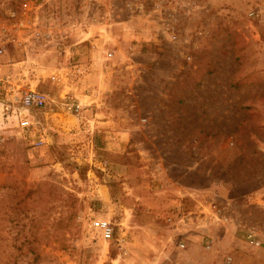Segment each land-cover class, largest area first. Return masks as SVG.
I'll return each mask as SVG.
<instances>
[{
	"label": "rangeland",
	"instance_id": "rangeland-1",
	"mask_svg": "<svg viewBox=\"0 0 264 264\" xmlns=\"http://www.w3.org/2000/svg\"><path fill=\"white\" fill-rule=\"evenodd\" d=\"M25 1L47 35L3 59L0 264H264V0ZM12 84L45 96L30 130Z\"/></svg>",
	"mask_w": 264,
	"mask_h": 264
},
{
	"label": "built area",
	"instance_id": "built-area-1",
	"mask_svg": "<svg viewBox=\"0 0 264 264\" xmlns=\"http://www.w3.org/2000/svg\"><path fill=\"white\" fill-rule=\"evenodd\" d=\"M178 2L187 3L188 5L197 4L199 0H177ZM32 6V7H31ZM171 8L162 7L161 10L166 12L170 19H177L178 13L168 11ZM32 2L25 1L22 4L17 0H0V82L5 80L2 76V68L5 66L4 56L9 48H24L37 40H45L46 33L38 25L37 15L32 14ZM113 57V52L108 53V58ZM9 79V78H8ZM10 88L15 101L19 106L10 105V111L17 118L18 126L22 131L30 130L34 121L32 118L31 108L44 102L45 96L34 91L22 90L12 84ZM16 87V88H15ZM64 105L69 108H80L79 104L65 102ZM39 144L42 141L38 142ZM216 210L219 209L216 207ZM92 225L99 229L105 240H111L114 235V227L109 220L95 218ZM259 244V243H258Z\"/></svg>",
	"mask_w": 264,
	"mask_h": 264
},
{
	"label": "crops",
	"instance_id": "crops-1",
	"mask_svg": "<svg viewBox=\"0 0 264 264\" xmlns=\"http://www.w3.org/2000/svg\"><path fill=\"white\" fill-rule=\"evenodd\" d=\"M179 190V189H178ZM184 192V193H183ZM180 194H183V195H186L188 194V197L189 196H194L195 195V191H193L192 189L188 188V189H182L181 193ZM190 198V197H189ZM188 198V201L191 200Z\"/></svg>",
	"mask_w": 264,
	"mask_h": 264
}]
</instances>
